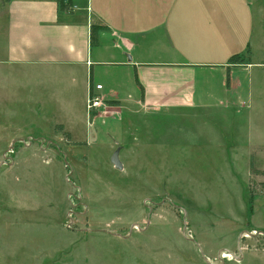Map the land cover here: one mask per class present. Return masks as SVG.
Returning <instances> with one entry per match:
<instances>
[{
	"label": "rangeland",
	"instance_id": "374dc122",
	"mask_svg": "<svg viewBox=\"0 0 264 264\" xmlns=\"http://www.w3.org/2000/svg\"><path fill=\"white\" fill-rule=\"evenodd\" d=\"M248 1L233 68L254 65L225 74L222 100L241 84L229 111L217 86L203 111H106L103 98L67 131L82 111L55 107L52 71L24 68L36 84L0 66V264H264V0ZM38 90L44 111L21 108Z\"/></svg>",
	"mask_w": 264,
	"mask_h": 264
},
{
	"label": "crops",
	"instance_id": "0c3cea01",
	"mask_svg": "<svg viewBox=\"0 0 264 264\" xmlns=\"http://www.w3.org/2000/svg\"><path fill=\"white\" fill-rule=\"evenodd\" d=\"M3 12L0 66L36 84L40 77L24 68L52 71L55 107L82 111L59 121L67 131L78 119L89 123L86 101L94 84L102 85L106 111H203L210 103L205 86L218 87V105L229 111L241 84L228 93L233 100H222L230 90L225 74L254 65L241 70L228 63L252 40L248 0H63L62 7L59 0H6ZM47 97L38 90L21 108L27 101L29 110L44 111Z\"/></svg>",
	"mask_w": 264,
	"mask_h": 264
},
{
	"label": "built area",
	"instance_id": "2783aa9c",
	"mask_svg": "<svg viewBox=\"0 0 264 264\" xmlns=\"http://www.w3.org/2000/svg\"><path fill=\"white\" fill-rule=\"evenodd\" d=\"M102 85L94 84L90 90V95L86 101V111L88 114H93L97 111H102L106 107V101H104L100 91Z\"/></svg>",
	"mask_w": 264,
	"mask_h": 264
},
{
	"label": "water",
	"instance_id": "95a60500",
	"mask_svg": "<svg viewBox=\"0 0 264 264\" xmlns=\"http://www.w3.org/2000/svg\"><path fill=\"white\" fill-rule=\"evenodd\" d=\"M11 149V148H10ZM111 163L114 165V167L118 170H121L122 169V164L119 162L118 160V156L117 154H113L112 157H111ZM5 164V162H2L1 165ZM134 229V227H131V229L129 230V233ZM205 261H207L205 259Z\"/></svg>",
	"mask_w": 264,
	"mask_h": 264
},
{
	"label": "trees",
	"instance_id": "16d2710c",
	"mask_svg": "<svg viewBox=\"0 0 264 264\" xmlns=\"http://www.w3.org/2000/svg\"><path fill=\"white\" fill-rule=\"evenodd\" d=\"M62 2L63 0H59V5L62 7ZM238 59H240V55L236 54V55H232L229 59H228V63L230 64H236L237 61H239ZM248 212L250 213L251 212V208H250V205H249V208H248Z\"/></svg>",
	"mask_w": 264,
	"mask_h": 264
}]
</instances>
